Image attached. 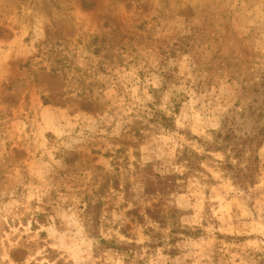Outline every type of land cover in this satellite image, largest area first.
Returning a JSON list of instances; mask_svg holds the SVG:
<instances>
[{
  "label": "rangeland",
  "instance_id": "374dc122",
  "mask_svg": "<svg viewBox=\"0 0 264 264\" xmlns=\"http://www.w3.org/2000/svg\"><path fill=\"white\" fill-rule=\"evenodd\" d=\"M0 264H264V0H0Z\"/></svg>",
  "mask_w": 264,
  "mask_h": 264
},
{
  "label": "trees",
  "instance_id": "16d2710c",
  "mask_svg": "<svg viewBox=\"0 0 264 264\" xmlns=\"http://www.w3.org/2000/svg\"><path fill=\"white\" fill-rule=\"evenodd\" d=\"M218 134H220V133H218ZM226 138L229 139L230 137L228 135H224L223 139H226ZM231 150L234 151L235 147L232 146ZM225 168L231 169L232 166L227 164L225 166ZM246 169H247V167H246ZM232 177L235 179L236 183H238L240 187H246L248 184L253 183L252 174L248 173V172L247 173H241V171L238 168L235 169V172H234V174H232ZM149 216L152 218H156V216L150 211H149ZM131 246H133V244Z\"/></svg>",
  "mask_w": 264,
  "mask_h": 264
}]
</instances>
